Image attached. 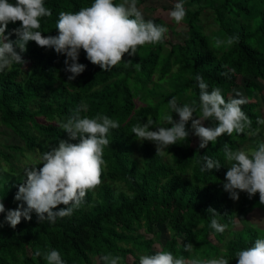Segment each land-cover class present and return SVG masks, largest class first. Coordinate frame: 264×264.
Returning a JSON list of instances; mask_svg holds the SVG:
<instances>
[{
	"label": "trees",
	"instance_id": "1",
	"mask_svg": "<svg viewBox=\"0 0 264 264\" xmlns=\"http://www.w3.org/2000/svg\"><path fill=\"white\" fill-rule=\"evenodd\" d=\"M191 1L196 10L185 7L187 15L180 24L168 23L176 40L167 36L163 43L139 47L136 55L125 54L109 71L92 64L81 49L78 63L86 66L85 71L68 81L71 73L65 71L66 56L30 41L21 53L26 63L0 72V136L4 137L0 143V201L6 212L22 203L14 197L26 180L24 168L37 162L38 153L68 139L58 126L60 121L66 122L83 105L81 117L101 114L120 124L108 133L102 183L87 193L85 203L72 216L50 223L39 221L33 212L30 221L22 219L13 229L5 222L6 212L0 213V264H46L35 252L53 249L65 264H98L106 253L121 256L123 264H133L141 255L154 253L156 244L162 247L160 251H171L176 257L209 259L224 254L229 264H237V251L264 238V225L253 219L257 211L264 214L259 194L249 199L240 192L239 200L233 201L223 188L228 170L225 143L235 150L253 141L254 150L264 142V125L257 124V118L264 116L254 99L255 93L264 91V0ZM44 2L52 16L41 19L39 30L55 36L59 12H77L94 0ZM153 21L167 25L159 18ZM19 26L20 22L10 23L6 34ZM228 37H238V41L215 46V39ZM10 39L15 41L17 36L13 33ZM197 75L209 90L219 87L226 101L234 98L233 89L243 88L248 103L242 110L252 121L251 130L259 128V132L224 134L215 145L209 142L200 149L189 121L188 139L169 146L163 156L156 155V145L137 140L132 128L147 123L148 118L154 122L152 131L156 126L169 127L161 119L162 109L170 111L167 104L172 97L181 105L198 103ZM173 119L178 120V114L173 113ZM216 123L207 120L204 126ZM201 155L219 160L220 169L201 172ZM210 207L219 213L216 219L228 225L224 233L210 227ZM160 226L173 233L164 245L162 231H155ZM187 243L193 244L192 253L184 251Z\"/></svg>",
	"mask_w": 264,
	"mask_h": 264
},
{
	"label": "clouds",
	"instance_id": "2",
	"mask_svg": "<svg viewBox=\"0 0 264 264\" xmlns=\"http://www.w3.org/2000/svg\"><path fill=\"white\" fill-rule=\"evenodd\" d=\"M169 15L180 24L187 15L184 0H177ZM51 16L52 11L45 6L44 0H15L14 3L0 0V72L10 69L13 64H25L21 53L27 50L28 42L34 41L41 48L54 49L58 55L66 56L65 71L71 73L68 81H72L85 71L86 66L78 63L81 49L92 64L98 65L102 71H109L123 61L125 54L134 56L139 47L163 43L168 32L166 26L145 19L138 0H121L120 3L94 0L91 6L82 7L77 12L61 11L55 25L58 35L45 36L39 30L41 19ZM17 22L20 26L6 34L8 25ZM13 33L17 36L15 41L10 39ZM237 41L238 37H228L227 40L217 38L215 46H231ZM195 79L199 87L198 103L192 101L181 105L176 97H172L167 104L170 111L165 113L162 109L164 114L161 119L169 127L156 126L157 130L152 131L150 128L154 122L148 118L147 123L132 128L137 140L156 145V155L163 156L169 146L188 139L190 132L186 130V125L189 121L191 130L199 138L200 149L206 148L209 142L215 145L224 134L231 136L247 132L255 135L259 132V128L251 130L252 121L242 110L241 106L248 103L243 93L233 89L236 98L230 97L226 101L219 87L209 90L201 75ZM84 108L82 105L66 122H59L58 126L67 133L68 139H61L58 147L43 151L36 163L24 168L26 180L19 184L14 197L22 203L6 212L0 201V213L6 212L5 222L11 228L15 229L22 219L30 221L33 212L39 221L50 223H55L58 218L70 217L85 203L87 193L102 183V172L106 167L103 150L110 144L108 133L120 128V124L101 114L94 118L81 117L80 112ZM173 113L178 114V120L173 119ZM207 120L217 122L216 126L205 127L204 121ZM257 124L264 125V118L258 117ZM201 160V172L221 167L219 160L207 155H201ZM224 161L228 170L223 188L230 199L238 201L240 192L247 193L249 199L258 193L259 202L264 204V142H260L254 150H233L225 143ZM60 205L63 207H58ZM207 211L212 215L210 227L217 233H224L228 225L216 219L219 213L211 207ZM183 247L189 253L194 248L192 243ZM35 255L43 256L46 264H65L60 252L55 249L43 253L37 250ZM235 258L237 264H264V238H257L253 246L237 251ZM99 260L101 264H123V258L112 253L100 256ZM139 264H229V259L224 254L209 259L198 256L185 259L174 256L171 251H157L152 255H141Z\"/></svg>",
	"mask_w": 264,
	"mask_h": 264
},
{
	"label": "rangeland",
	"instance_id": "3",
	"mask_svg": "<svg viewBox=\"0 0 264 264\" xmlns=\"http://www.w3.org/2000/svg\"><path fill=\"white\" fill-rule=\"evenodd\" d=\"M121 2V1H120ZM119 2V3H120ZM177 2V0H143L141 3H138V7L140 8V10L142 11V13L144 14V17L150 19V20H154L155 18H159L162 19L164 22L167 23L166 27L168 28V32L165 35V37L170 36L171 39H175V35H173V29L170 28L169 24H174L175 21H173L169 15L170 10H166L163 8H172L173 5ZM184 7L186 8H191L196 10L197 6L191 1V0H184ZM169 23V24H168ZM176 40V39H175ZM263 88H264V84H262ZM236 90L240 91L241 93H243L244 97L245 96V90L243 88H237ZM262 93V94H261ZM261 93H255L254 94V99L255 101H257V103L259 104V109L261 111V113L264 116V91H262ZM234 98L235 97V93H234ZM3 129V127L0 125V131ZM264 138V134L262 136ZM0 143H4V137L0 136ZM253 141L247 142L246 144L243 145L244 150H252V145H253ZM40 156V154L38 153L35 157L38 158ZM5 165V163H3ZM7 167V165H5ZM261 215L263 217H261ZM253 219H254V223L255 224H261L264 225V214H261L260 211H257L253 214ZM256 226H262V225H256ZM239 224H236V229L239 228ZM162 231V244L164 245L167 241H169V239L172 236V231L165 227V226H160V227H155V231ZM152 236V235H151ZM150 236V237H151ZM181 238H183V236H181ZM161 246H159L158 244H156V249L155 252L152 254H155L157 251L161 250ZM150 254V255H152ZM129 262H134L133 258H130ZM101 264V263H98ZM130 264V263H128ZM132 264V263H131ZM133 264H139V261L133 263Z\"/></svg>",
	"mask_w": 264,
	"mask_h": 264
}]
</instances>
